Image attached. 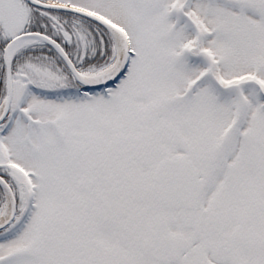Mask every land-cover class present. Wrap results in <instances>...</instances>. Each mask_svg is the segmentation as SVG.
Instances as JSON below:
<instances>
[{
	"label": "snow or ice",
	"instance_id": "snow-or-ice-1",
	"mask_svg": "<svg viewBox=\"0 0 264 264\" xmlns=\"http://www.w3.org/2000/svg\"><path fill=\"white\" fill-rule=\"evenodd\" d=\"M0 264H264V0H0Z\"/></svg>",
	"mask_w": 264,
	"mask_h": 264
}]
</instances>
